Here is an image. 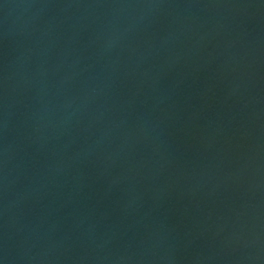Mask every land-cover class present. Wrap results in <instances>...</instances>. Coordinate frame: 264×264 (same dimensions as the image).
<instances>
[{
    "label": "water",
    "instance_id": "1",
    "mask_svg": "<svg viewBox=\"0 0 264 264\" xmlns=\"http://www.w3.org/2000/svg\"><path fill=\"white\" fill-rule=\"evenodd\" d=\"M0 264H264V0H0Z\"/></svg>",
    "mask_w": 264,
    "mask_h": 264
}]
</instances>
